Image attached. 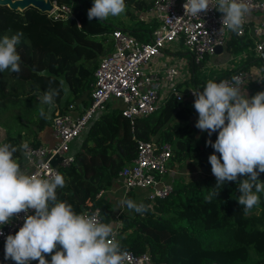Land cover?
I'll list each match as a JSON object with an SVG mask.
<instances>
[{
  "label": "trees",
  "instance_id": "trees-1",
  "mask_svg": "<svg viewBox=\"0 0 264 264\" xmlns=\"http://www.w3.org/2000/svg\"><path fill=\"white\" fill-rule=\"evenodd\" d=\"M50 1L69 6L71 16L63 21H51L31 7L19 12L0 6V38L17 32L23 34L17 45L20 72H0V144L10 143L18 148L24 142L32 147L40 145L37 134L48 126L40 109L43 107L46 112L48 105H42L40 97L32 92L42 96L49 88L59 89L53 104L59 112H64L75 101L84 99L86 102L97 62L110 50L111 46L105 49L104 44L110 40L108 33L115 26L96 18L88 20L87 11L93 3ZM154 1L141 9L148 10ZM125 14L136 22L122 29L138 41H147L156 22L139 21L128 12ZM75 15H79L81 27L72 33ZM249 42L232 33L225 47L239 54L240 48L250 45ZM199 66L191 64L189 68L190 81L196 86L207 83L202 75L195 76L194 71ZM250 66L264 70V54L248 57L238 68ZM224 75L217 74L209 80ZM260 82L259 85L248 84L252 95L264 89V73ZM169 99L166 98L155 112L135 119L132 126L120 116L118 109H111L96 121L80 151L74 153L70 166L59 170L65 178V186L57 189L58 200H74L79 204L77 208L83 207L98 190L107 189L118 170L134 157L135 140L149 141L156 136L157 144H173L171 160L194 159V165L205 174L198 180L177 185L165 198L150 201L140 197L137 204L142 203L148 209L143 213L124 204L129 211L122 212L118 218L121 247L136 255L147 252L153 264H264V192L259 194V204L245 212L244 206L237 202L239 181L215 187L216 178L208 161L214 149L205 142L208 139L215 142L218 133L209 137L206 131L197 129L189 113ZM21 151L14 153L18 162ZM215 154L219 157V153ZM258 179L264 181V173H260ZM211 192L219 194L209 202L205 198ZM124 199L133 201V193H128ZM93 204L100 209L101 222L109 223L113 205L104 199ZM45 259L50 262L51 255L45 254ZM0 264L15 262L4 260V253L0 252Z\"/></svg>",
  "mask_w": 264,
  "mask_h": 264
},
{
  "label": "clouds",
  "instance_id": "clouds-1",
  "mask_svg": "<svg viewBox=\"0 0 264 264\" xmlns=\"http://www.w3.org/2000/svg\"><path fill=\"white\" fill-rule=\"evenodd\" d=\"M212 0H185V12L192 16L207 13ZM125 0H93L87 11L91 21L107 20L126 11ZM217 11L222 13L221 23L229 31L240 33L250 15L246 0H215ZM23 34L0 38V72L9 70L19 73L21 57L17 45ZM63 85V81H61ZM241 77L230 80L207 81L203 91H194L193 107L198 113L195 127L206 131L211 137L217 132L215 142L206 140L214 153L208 161L221 188L226 182L239 181L237 197L244 211L251 210L260 202L264 181L258 179L264 173V91L247 96ZM59 89L49 88L40 97L42 105H53ZM45 117V110L40 109ZM23 150L30 154L29 144L19 148L10 143L0 144V227L9 224L19 213L24 212V222L14 235L6 236L4 260L15 264H125L128 253L116 239L114 223L100 220V209L94 213H76L71 204L59 201L57 189L65 186L60 173L48 177L29 174L22 169L14 153ZM219 153V157L215 154ZM219 192L206 196L211 201ZM129 209L137 213L147 211L144 204L124 199ZM34 214H28L29 211ZM0 235H4L0 231ZM60 246V250L57 249ZM51 255V261L45 259Z\"/></svg>",
  "mask_w": 264,
  "mask_h": 264
},
{
  "label": "built area",
  "instance_id": "built-area-1",
  "mask_svg": "<svg viewBox=\"0 0 264 264\" xmlns=\"http://www.w3.org/2000/svg\"><path fill=\"white\" fill-rule=\"evenodd\" d=\"M246 2L250 5V13L264 16V0ZM184 3L185 0H155L151 8L140 16L141 21L156 22V27L149 33L145 42L138 41L124 29L112 28L108 33L112 49L97 62L85 104L78 108L71 104L64 112H59L54 105L47 106L45 118L52 131V144L29 146L28 156H25L22 150L19 162L22 169L32 175L48 177L50 174L59 173L60 169L69 167L74 153L80 151L91 126L111 109H118L120 116L129 126H132L135 119L155 112L162 103L159 99L161 81L171 85L175 82L179 70L176 64H170L162 73L157 74L146 71L145 66L163 54L167 45L175 43L183 46L188 61L195 65L200 64L205 57L213 55L214 48H222L225 45L231 31L222 25L223 14L214 8L215 0L210 4L213 8L199 16L185 12ZM51 5L53 10L45 14L51 21H63L72 14L71 8L65 4L51 1ZM246 32L254 39V57L261 56L264 51V18L258 22H250L247 19L243 31L234 32V35L241 37ZM233 76L241 77L244 84H247L252 79V71L231 67L226 70L224 76L212 81L230 80ZM205 85H193L186 91V96L195 98L193 92L203 91ZM32 93L41 97L37 92ZM170 94L175 101H181L182 96L175 91L174 86L170 87ZM112 100L118 101L121 106L111 107ZM135 146L134 157L118 170L112 184L107 189L98 190L92 200H86L78 213H94L99 208L93 201L102 199L113 190H117L122 198L134 189L145 190L143 197L150 201L165 198L171 193L172 182L165 177L168 173V162L173 154V144H157L152 138L149 141L135 140ZM52 159H57L56 164H51ZM30 213L31 210L28 214ZM24 217L25 213L21 212L9 224L0 227L4 234L0 235L1 246L7 235L18 231L23 225ZM112 218L118 240L120 222L117 216ZM57 247L60 250V246ZM122 249L128 253L125 264H153L147 252L136 255L125 248ZM30 264H38V261H31Z\"/></svg>",
  "mask_w": 264,
  "mask_h": 264
},
{
  "label": "crops",
  "instance_id": "crops-1",
  "mask_svg": "<svg viewBox=\"0 0 264 264\" xmlns=\"http://www.w3.org/2000/svg\"><path fill=\"white\" fill-rule=\"evenodd\" d=\"M263 18H264L263 15L250 13V15L248 16L247 19L250 22H258L259 20H261ZM144 22H146V21H144ZM232 33L234 34V32H231L229 37L231 36ZM242 37L244 38V40L250 41L249 43H250V45H252L251 46V48H252L254 45V39L250 36V34L248 32H246V33H244V35ZM225 46H226V43L218 53L213 54V56L216 57L214 60H211V57H213V56L210 57V60L205 59L203 65H201L197 69V72H195V73H199L200 75H202L204 80L207 81V80L211 79L212 77L216 76L217 74L223 75L224 73H226V70H228L231 67L232 68H238L241 65V63L244 62V60H246L248 58L247 56L250 55L249 57H254V54H252L250 52L245 53L242 51L243 56H245L243 58L240 56L242 54H236V52H234V49L227 50ZM229 48H231V47H229ZM241 49L242 48H240L239 51H241ZM172 55H173V53L170 54L167 51H164L162 56H160V57L157 56L152 62L148 63L145 66L146 71L156 72L157 74H160V73H162L163 69L167 65H169V64H167L169 61H173V59L182 60L181 58L178 59ZM211 65H212V67H210ZM190 66H191L190 62H188L182 66H178L179 67V73L177 75L175 82L172 83L171 85L166 84L163 81H161V84H160L161 88L159 89V99L162 101L161 105L164 104L165 99L168 97H170V99H169L170 101L174 100V98L170 94V87L174 86L175 91L177 93L181 94V96H182L181 101H176V102L179 103V106L181 108H184V110L189 113V119L190 120L197 121L198 113L196 112V110L193 107V103H194L195 98H190V97L186 96V91L190 87H192L193 85L196 86V84H192V82L190 81V75H191V72L189 70ZM248 69L252 71V79L247 84L255 83V84L259 85L261 75L263 76V74H261V75H259L258 73L256 74V72L254 71V69H256V67L250 66ZM259 70H263V68L261 67ZM195 76H196V74H195ZM197 86H200V85L197 84ZM244 87H246L245 88L246 93H249L248 96L251 97L250 93L252 92V90L248 88L249 85L244 86ZM82 100L84 102L81 100H78V101L73 102L72 105H74L75 108L81 107L85 104V100L84 99H82ZM47 128L49 129V132L46 131ZM51 132H52L51 128L49 126H47L37 134V139L39 140L40 145L49 146L50 144H52ZM43 134H45V135L42 138ZM153 138L156 139V136H153ZM194 163H195L194 159L184 160V161H180V162H177L175 160H170L168 162V165H167L168 173L166 174L165 179L171 180L172 185H173L174 180L177 179L174 182V185H173V188H174L177 185H180V184L187 182L189 180H198V179L202 178L203 175L205 174L204 170L202 168L198 167L197 165H194ZM132 193L134 196L133 201L135 203H137L138 200L140 199V197H142L144 195L145 190L134 189L132 191ZM102 199L110 202L113 205V208H114V205H124L122 203L124 198L121 197V194L117 190L110 191L108 199H105L104 196ZM66 202L68 204L72 205L73 210H74V208H76V210H75L76 213H78L82 208V207L77 208L79 206V204L74 200H67ZM110 217H111V220L109 223H114L112 215ZM0 252L4 253L3 245L2 246L0 245Z\"/></svg>",
  "mask_w": 264,
  "mask_h": 264
},
{
  "label": "rangeland",
  "instance_id": "rangeland-1",
  "mask_svg": "<svg viewBox=\"0 0 264 264\" xmlns=\"http://www.w3.org/2000/svg\"><path fill=\"white\" fill-rule=\"evenodd\" d=\"M86 1H89L90 3H93V0H86ZM134 1V0H133ZM133 1H130V0H125V4H126V11L125 12H128L129 14H131V15H133V18H135L136 20H139V21H141L140 20V16H141V14L142 13H144L145 12V10H142L141 8L142 7H144L149 1H151V0H135L134 2ZM125 12L124 13H122V14H120L119 16H116V17H109L107 20H104V22L105 23H111L113 26H115V27H118V28H128L129 26H131V25H134V23L136 22L135 20H129V16H127L126 14H125ZM73 25H74V27H73V29L71 30V32L72 33H74L77 29H78V27L80 26L81 27V23H80V20H79V15H75V19H74V21H73ZM101 30V29H100ZM108 46H111L112 47V44H111V41L110 40H108L105 44H104V48L106 49ZM251 46L252 45H245L242 49H241V51H240V53L239 54H242V51L243 52H245V53H248V52H250V53H252L253 54V51H252V48H251ZM110 47V50L112 49ZM109 50V51H110ZM109 51H107V52H109ZM165 51H167L168 53H170V54H172L173 53V55L172 56H174L175 58H181L182 60H175V59H173V61H169L167 64H171V65H177V66H182V65H184V64H186V63H188L189 61H188V57L186 56V54H185V48L183 47V46H181V45H177V44H171V45H167L166 47H165ZM263 53H264V51H263ZM101 55H103V54H101ZM101 55H99L98 57H97V60H98V58L101 56ZM163 54H160L158 57H160V56H162ZM243 55V54H242ZM242 55H240L241 57H242ZM211 56H213V55H210V56H208V57H205L204 58V60L200 63V66L201 65H203V63H204V61H205V59H208V60H210V57ZM250 56V55H249ZM249 56H247V57H249ZM156 58V57H155ZM154 58V59H155ZM216 57H211V60H214ZM153 59V60H154ZM152 60V61H153ZM151 61V62H152ZM181 61V62H180ZM191 65V64H190ZM199 66V67H200ZM198 67V68H199ZM210 67H212V65L210 66ZM197 68V69H198ZM197 69H195V71H194V73L195 72H197ZM260 68H257L256 67V69H254V71L256 72V74L258 73L259 75H261V74H263L264 73V70H259ZM178 70H179V67H178ZM178 73H179V71H178ZM196 75H198V76H201L199 73H195ZM205 76V75H204ZM208 76V75H207ZM262 76V75H261ZM177 78V77H176ZM176 80V79H175ZM259 83H261L260 81H259ZM248 84H245V86H247ZM246 88V87H245ZM262 91H264V89L262 90ZM248 94L249 93H247V96H248ZM250 96H251V93H250ZM110 106L111 107H114V108H119L121 105H120V103L118 102V101H115V100H112V101H110ZM46 131L47 132H49V129L47 128L46 129ZM44 135L45 134H43L42 135V138L44 137ZM0 137H2V133H1V129H0ZM177 179H175L174 180V182L176 181ZM174 182H173V185H174ZM108 196H109V193H107V194H105L104 195V198L105 199H108ZM76 210V208H74V211ZM129 210H127V209H125V207H124V205H114V208L112 209V217H114V216H117V218H119V215L123 212H125V213H127Z\"/></svg>",
  "mask_w": 264,
  "mask_h": 264
},
{
  "label": "water",
  "instance_id": "water-1",
  "mask_svg": "<svg viewBox=\"0 0 264 264\" xmlns=\"http://www.w3.org/2000/svg\"><path fill=\"white\" fill-rule=\"evenodd\" d=\"M0 6H5L10 10L23 11L31 7L41 14H49L53 10L50 0H0ZM220 47L214 48V53H218ZM57 159H52L51 164H56ZM58 250V247L57 249Z\"/></svg>",
  "mask_w": 264,
  "mask_h": 264
}]
</instances>
